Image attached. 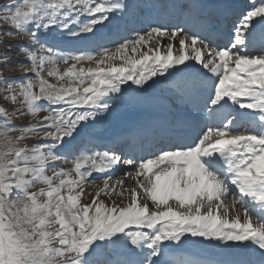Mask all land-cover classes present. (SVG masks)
<instances>
[{
	"label": "snow or ice",
	"instance_id": "1",
	"mask_svg": "<svg viewBox=\"0 0 264 264\" xmlns=\"http://www.w3.org/2000/svg\"><path fill=\"white\" fill-rule=\"evenodd\" d=\"M228 7L227 0L0 7V35L26 37L17 47L30 63L19 83L0 68V99L13 106L0 105V264H170L171 250L205 242L239 253L218 264H264V0H249L224 31L219 14ZM127 22L143 26L111 41L114 50L98 43ZM63 43L83 47L64 51ZM12 47L0 53L4 68ZM156 89L170 102L191 103L202 127L182 143L183 120L170 122L165 146L151 158L124 159L122 178L105 175L83 204L93 172L122 162L113 147H86L99 139L97 119L121 109L138 115L159 99ZM41 111L48 114L36 119ZM25 115L32 120L17 127ZM30 137L43 142L29 146ZM69 159L71 167H59ZM113 193L127 203L111 200Z\"/></svg>",
	"mask_w": 264,
	"mask_h": 264
},
{
	"label": "rangeland",
	"instance_id": "2",
	"mask_svg": "<svg viewBox=\"0 0 264 264\" xmlns=\"http://www.w3.org/2000/svg\"><path fill=\"white\" fill-rule=\"evenodd\" d=\"M9 2H11V0H0V7H2L4 4H7ZM246 3H247V5H246L245 9H247V6L249 4V0H245V4ZM242 11L243 10L239 11L238 13L233 15V17H231L228 20L229 22H228V26H226L227 27L226 31L231 29L234 21H236L238 19L239 15ZM142 26L143 25L135 23V22H127L121 26L124 28L121 29V27H120L119 32L113 34L111 37L104 38L102 35V38L100 41H98V43H103V44H105V46L114 50L115 44H113L111 41H120L124 37H130V36L134 35L133 28L138 29ZM4 28L8 31H14V29H10L9 26H7V25H5ZM104 31H107V30H104ZM122 32H123V34H121ZM0 40L4 41V44L0 45V53H3L5 51V45L11 44L13 46L12 50L7 53V55L12 57L11 67L10 68H4L3 65H0V68H2L4 70V72L6 73V78L9 81L14 82V83H19V81L22 78H24L25 73L30 70V63L26 60L25 55L21 51H19L18 47H17L18 45L21 47L24 45V43L26 42V37H23V36L9 37V36H5V35H0ZM60 47L64 51H69V50L79 49V48L83 47V45L72 44V43H63L60 45ZM116 63H120V61L117 60ZM83 66L85 68H87L89 66L95 67V64L93 63L92 65H89L88 63H84ZM58 67H59L60 71L63 72L64 69L67 67V65H64L63 63H61L58 65ZM78 67H79V65H78ZM45 78L48 79L50 83H57L55 78L47 77L46 74H45ZM129 84H130V82H129ZM126 86L128 87L129 85L126 84V85H123L122 87L127 88ZM132 87L135 88L136 86L133 85ZM3 90H4V86L0 85V96L3 95ZM154 96L159 97V99L165 100L166 102H168L170 104L171 111L169 112V119H170L169 122H174L176 120H183V122H185V124H186L189 122H193L194 118H196V117H194L193 120H190L191 112H189V110L188 111L186 110L187 108H186L185 104L180 105L175 101L170 102L168 99V93L163 92L161 89H156L154 92ZM41 103L46 105V102H44V101H41ZM0 105H4V106L8 107L9 109H11L13 107L11 104H6V102H4L2 99H0ZM52 107H55V106H52ZM47 114H48L47 112L41 111L38 114L36 119H39V118H41ZM109 117H111V116H107V117L102 116V117L97 119L95 131H96V133H98L99 139L97 141H93L91 144H86V147L89 148L91 151L105 150L103 147L104 143L102 144V142H100V141H101V139H104L105 137H107L111 134V129H112L111 127L112 126L110 125L111 126L110 127L107 124L108 123L107 119ZM196 119H197V124H196L197 128H195V133L200 130V127H202V122H201L200 118L198 117ZM30 120H32V117L25 115L22 119L21 118L15 119L13 123L17 127L26 126V125H28ZM0 124H2V121H0ZM107 126H108V128H107ZM2 132H3V128L0 127V133H2ZM182 133H183V131H182ZM11 134L15 135L16 133L13 132ZM37 142H43V141H40L38 137H30L24 143L31 146ZM175 142L176 141H173V143H175ZM182 143H188V139L186 138V136H185V139L182 141ZM160 148H161V146L159 145L157 152L159 151ZM115 151H116V153H118L119 155L122 156L121 165H119L115 170H113L107 174H98V173L93 172L92 176L89 178V182L85 183V193H84V195L82 197V201H81L83 204L91 203L92 197L95 195L97 190L99 188L104 187L105 175H110L113 178V182H114L115 179L122 178L123 174L129 169V166H127L126 164L123 163V160L128 159V157H129V156H127V153H124L123 151L120 152V150H118V149ZM157 152H155V153H157ZM152 155H153L152 153L148 152L145 156H148V158H151ZM72 164H73V161L71 159H69L66 163L61 162L59 167L69 168V167H71ZM90 181H94V183H92ZM128 181H129V184H126V187L132 188L135 186L133 180L129 179V180H127V182ZM40 187H42V185H37L36 188L33 190H38ZM100 199L104 200L105 203H107V204H110L111 200H115L117 204H126L127 203V200L125 198H121V197L117 196L115 193H113V195L111 196V200L109 199L108 196H104V195H102L100 197ZM229 203H231V201H229ZM185 246H187V247L192 246V248H193L194 245H193V243H190V244H187ZM172 264H174V263L172 262Z\"/></svg>",
	"mask_w": 264,
	"mask_h": 264
},
{
	"label": "bare ground",
	"instance_id": "3",
	"mask_svg": "<svg viewBox=\"0 0 264 264\" xmlns=\"http://www.w3.org/2000/svg\"><path fill=\"white\" fill-rule=\"evenodd\" d=\"M227 2L229 3V7L219 14L221 24L226 17L233 16L239 11L244 10L247 5V3L245 4V0H227ZM122 28L124 27H121V29ZM121 34H123V32ZM185 106L187 108L186 110L191 112L190 120H193L194 117L198 118L192 110L191 103H186ZM122 111L123 109L119 110L117 114H114L107 119V124L108 126L111 125L112 127H110L112 129L109 136L101 139L100 142H102V144L104 143V145H108L110 142H115L116 138L121 136L129 137L131 141L141 140L142 137L145 136L151 137L154 131L157 132L158 136L166 138L168 125L170 123L169 112L171 111V106L165 100H153V102L143 105L138 110V115L136 116H130L127 114L120 115L119 112ZM196 118H194L193 122L186 124L185 122L183 123V133L181 134L184 137L186 136L188 143L191 142L189 138H194L195 136V128H197ZM115 145L116 144H109L108 146L115 148ZM126 184H129V181ZM193 245V248L192 246H183L171 250L167 257L170 264H172V262L174 264H218L220 261L232 260L239 255L235 250H222L209 245L207 242L204 244L193 243Z\"/></svg>",
	"mask_w": 264,
	"mask_h": 264
}]
</instances>
